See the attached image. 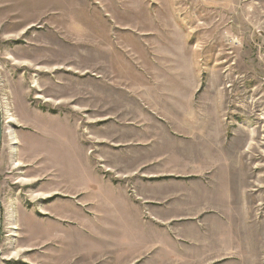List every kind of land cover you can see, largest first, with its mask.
I'll use <instances>...</instances> for the list:
<instances>
[{"label":"rangeland","instance_id":"rangeland-1","mask_svg":"<svg viewBox=\"0 0 264 264\" xmlns=\"http://www.w3.org/2000/svg\"><path fill=\"white\" fill-rule=\"evenodd\" d=\"M0 62V264H264V0H0Z\"/></svg>","mask_w":264,"mask_h":264},{"label":"water","instance_id":"water-1","mask_svg":"<svg viewBox=\"0 0 264 264\" xmlns=\"http://www.w3.org/2000/svg\"><path fill=\"white\" fill-rule=\"evenodd\" d=\"M2 127H3V111H2V105L0 100V144L2 140ZM1 214H2V203H1V196H0V221H1ZM0 260H1V250H0Z\"/></svg>","mask_w":264,"mask_h":264},{"label":"crops","instance_id":"crops-1","mask_svg":"<svg viewBox=\"0 0 264 264\" xmlns=\"http://www.w3.org/2000/svg\"><path fill=\"white\" fill-rule=\"evenodd\" d=\"M2 63H3V62H0V65H2ZM4 64H5V63H4ZM0 81H1V80H0ZM0 86H1V84H0ZM2 111H3V108H2ZM15 137H16V136H15ZM8 153L11 154V149L8 150ZM22 153L25 154L23 151H22ZM22 153L19 155V153H18V151H17V155L19 156V158H20V156L22 155ZM18 156H17V158H16L17 160L19 159ZM26 161H27V157L25 156V162H26ZM2 195H3V193L1 192V189H0L1 203L3 202V196H2Z\"/></svg>","mask_w":264,"mask_h":264},{"label":"bare ground","instance_id":"bare-ground-1","mask_svg":"<svg viewBox=\"0 0 264 264\" xmlns=\"http://www.w3.org/2000/svg\"><path fill=\"white\" fill-rule=\"evenodd\" d=\"M2 129H3V127H2ZM3 131V130H2Z\"/></svg>","mask_w":264,"mask_h":264}]
</instances>
